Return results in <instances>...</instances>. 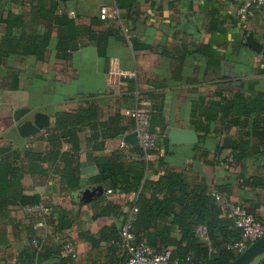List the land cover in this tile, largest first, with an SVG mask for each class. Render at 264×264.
Here are the masks:
<instances>
[{"label": "crops", "instance_id": "obj_1", "mask_svg": "<svg viewBox=\"0 0 264 264\" xmlns=\"http://www.w3.org/2000/svg\"><path fill=\"white\" fill-rule=\"evenodd\" d=\"M244 1L0 0V42L6 19L20 23L9 38L22 41L21 53L0 55V150L16 157L11 167L22 173L3 178L15 186L0 191V264L110 259L105 245L93 248L86 237L97 238L110 226L121 230L136 194L110 191L108 182L94 180L100 160L117 153L127 164L137 159L131 145H121L133 133L125 111L136 106L155 113L158 151L144 157L146 181L167 170L181 172L191 185L218 191L226 206L243 205L264 220V115L229 113L223 119L220 110L236 95L264 99V55L245 45L249 34L264 45V14L255 13L243 28L236 11ZM102 8L115 11V18L101 21ZM60 15L74 27L67 40ZM59 42L70 49L59 50ZM20 109L47 115L49 126L21 137L25 119L13 120ZM205 116L211 119L206 135L192 126L194 118L205 123ZM230 119L240 124H227ZM167 128L193 130L197 142L173 146ZM242 139L249 145L246 158L228 162L234 149L223 145L237 147ZM32 156L41 160L32 162ZM68 183L79 188L71 191ZM90 186H101L103 195L86 205L72 200ZM34 198L49 209L45 219L21 203ZM62 213L72 224L64 231L55 227ZM39 222L44 226L36 228ZM33 240L41 248L34 263Z\"/></svg>", "mask_w": 264, "mask_h": 264}, {"label": "trees", "instance_id": "obj_2", "mask_svg": "<svg viewBox=\"0 0 264 264\" xmlns=\"http://www.w3.org/2000/svg\"><path fill=\"white\" fill-rule=\"evenodd\" d=\"M63 17L60 15L58 18L64 20ZM64 21L61 26L65 27L64 32L67 40L70 32H74V27L71 26L70 21ZM3 23L6 25V35L0 42V55L4 57L9 54L21 53L22 41L9 38L11 28H18L20 23L18 25L11 24L7 19ZM36 41L37 39L31 43H36ZM35 49L28 50L26 47L24 52L35 54ZM58 49L66 51L70 49V46L59 42ZM232 99L233 102L230 105L226 104L222 106V109L220 108L223 119L229 113L231 116H244L245 118H249L251 115H264V99L262 98L245 100L242 96L236 95ZM209 110L211 113L212 110ZM152 111L157 112L159 108L155 107ZM154 114L152 112L150 114V132L153 134ZM78 117L80 116H77L76 120H79ZM72 120L73 118H71ZM210 122L211 119L209 120L206 116L205 123L194 118L192 126L196 132L206 135ZM253 123L257 122L253 121ZM227 124L239 125L240 122L230 119L227 120ZM202 140L203 138L200 137L199 141ZM248 149L247 142L243 139L240 140L237 147L231 151L229 156L232 160L228 162L241 163L246 158ZM130 150L136 153L137 159L129 164L123 161L124 156L120 153L98 161L99 175L94 181L101 185L108 182L107 187L110 191L136 194L135 201L130 207V211L134 207L137 209L130 227L134 243L143 242L157 253L170 251V264H232L240 255L232 247L238 243H244L245 240L241 231L235 227L233 220L228 217L226 204L216 200L215 195H219V192L215 190L213 192L204 185H191L183 173L170 170L165 171L155 182L146 181L144 177L147 165L144 157L157 151L146 153L137 145L131 146ZM201 155H205V153L202 152ZM54 156L56 159L57 153ZM15 159L16 157H11V155L5 156L3 150H0V191L15 186V182L3 183V178L19 179L22 177L21 170L11 167V163ZM28 159H31L32 162L41 160L39 156L28 157ZM70 171L66 170L65 175ZM68 187L71 191H76L79 188L78 185L69 183ZM21 203L28 207L42 204L38 198L25 200ZM177 208L179 213L175 214ZM128 215L124 216L121 224L122 229ZM71 225L66 214L62 213L56 217L55 227L58 230H67ZM198 227H204L206 240L197 235ZM122 229L110 226L100 230L97 238L86 237L87 242L93 248H97L99 245L106 246L111 257L104 264H125L126 255L121 246ZM40 251V246L38 250V247L34 245L33 263L38 259ZM254 264H264V254L258 257Z\"/></svg>", "mask_w": 264, "mask_h": 264}, {"label": "built area", "instance_id": "obj_3", "mask_svg": "<svg viewBox=\"0 0 264 264\" xmlns=\"http://www.w3.org/2000/svg\"><path fill=\"white\" fill-rule=\"evenodd\" d=\"M257 12L264 14V0H245L242 3L237 9L236 15L243 28L246 27V22ZM115 14V11L109 12L106 8H102L99 19L101 21L114 19ZM125 115L133 120V133L136 134L137 138L136 145L146 153L158 151L156 136L150 132V111L146 108L136 106L133 109L125 111ZM121 145L125 146V143ZM228 160H232L231 156L228 157ZM215 198L216 200H220V196L217 194ZM227 209L228 217L233 220L235 227L241 231L245 240L244 243L241 242L232 247L241 254L249 245L264 236V220L256 218L246 207L240 204L228 203ZM28 210L32 213L40 214L43 218L49 215V209L43 204L30 207ZM136 212L137 209L135 207L132 208L121 232V246L126 255L125 264H170V251L157 253L143 242L134 243V236L130 232V227ZM42 226H44L43 222L35 225L36 228ZM196 233L201 239L206 240L204 227H198ZM32 243L39 250L37 242L32 241ZM63 249L70 252L71 245L65 244ZM71 256L74 257L73 254Z\"/></svg>", "mask_w": 264, "mask_h": 264}, {"label": "water", "instance_id": "obj_4", "mask_svg": "<svg viewBox=\"0 0 264 264\" xmlns=\"http://www.w3.org/2000/svg\"><path fill=\"white\" fill-rule=\"evenodd\" d=\"M245 45L254 51L264 55V45L255 41L251 34L245 39ZM18 133L21 137H33L42 129L49 126V118L47 115L36 112L32 113L30 109H20L14 113V122L20 123ZM169 143L173 146L192 145L197 142L196 134L193 130L186 129H166ZM137 138L135 133L128 134L124 137V143L127 145H136ZM224 148L235 149L236 144L232 141H227ZM103 195V188L101 186H90L79 190L72 194V200L80 205H86L99 199ZM264 254V236L251 245L241 253L232 264H252L258 257Z\"/></svg>", "mask_w": 264, "mask_h": 264}, {"label": "rangeland", "instance_id": "obj_5", "mask_svg": "<svg viewBox=\"0 0 264 264\" xmlns=\"http://www.w3.org/2000/svg\"><path fill=\"white\" fill-rule=\"evenodd\" d=\"M253 264V263H252Z\"/></svg>", "mask_w": 264, "mask_h": 264}]
</instances>
